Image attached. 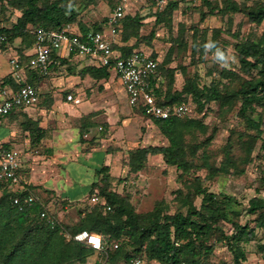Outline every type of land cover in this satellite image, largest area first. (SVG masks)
Masks as SVG:
<instances>
[{
  "label": "trees",
  "instance_id": "1",
  "mask_svg": "<svg viewBox=\"0 0 264 264\" xmlns=\"http://www.w3.org/2000/svg\"><path fill=\"white\" fill-rule=\"evenodd\" d=\"M203 2L211 6L208 0ZM15 3L17 2H9L11 5ZM108 6L112 9L113 2L109 1ZM178 7V2L171 1L162 11L156 12L155 25L164 24L171 28L172 17ZM16 9L21 13L20 16H12L11 26L0 27L1 51H6L18 40L22 51L35 48L40 29L63 31L77 25L78 34L85 35L90 31L103 32L108 21V18H105L100 24L87 27L80 20L77 0H23ZM226 10L244 14L252 24H264V2L242 7L234 0H227ZM142 25L143 17L128 14L119 24L122 41L128 43L131 40H142ZM70 33L77 34L72 31ZM155 38L156 32L152 31L149 43ZM137 46L136 43L122 49V55L137 51ZM202 48L205 49V45ZM236 52L242 71L250 79L240 80L237 74L223 70V77L238 79V83L241 82L239 86L228 88L225 92L215 83L201 87L198 76L186 77L182 88L176 89V68L169 67L172 63L171 50L163 62H160L155 54L150 55L158 62L156 74L151 78V90L156 103L161 107L186 104L190 109L185 118L157 120L148 115L161 135L166 138L168 145L132 150L129 153L128 165L132 173H139L144 170L149 156H161L168 167H174L180 172L182 188L175 192L176 201L179 203L175 213H169L163 202L158 203L153 212L137 213L128 198L112 189V185L120 180L110 175L109 167L97 170L96 181L90 189L92 195L89 200L96 194L101 203L93 205L90 210H82V217L72 225L60 221L41 201L20 211L14 205V199H24L34 194L29 190L18 191L14 187L2 186L0 264H84L96 252L84 244L69 242L64 236L66 233L76 234L82 231L103 235L104 250L99 254L105 257V264H122L133 256L142 257L144 264H201L202 259L214 253V244H210L213 240L225 244L233 256V264H245L247 252L244 245L256 241V227L264 231V199L255 197L249 201L246 215L252 217V223H255V227H251L248 222L241 224V205L234 197L211 192L204 186L200 177H195L192 182L189 179L194 169L198 168L196 159L202 144L191 143L188 138L197 131L205 132L207 129L202 120L194 115L195 110L189 100L197 105L196 111L199 113H203L205 107L213 102L227 107L240 102L239 116L250 129L256 130L257 135L253 142L260 139L261 151L264 153L260 122L253 118L257 112L256 108L264 107V33L258 41L237 44ZM88 71L96 73L94 77L98 78L110 76L107 68H91ZM253 71H256V76ZM29 84L34 86L31 81ZM140 111L147 115L143 109ZM83 136L84 132L81 133V138L85 143ZM252 149L251 146L248 157ZM232 151L230 141L224 151L226 156L221 167L209 164L207 157L204 159L203 166L209 171L210 179L227 174L230 169L238 171L231 156ZM262 182L264 184V170ZM198 199L199 207L196 205ZM108 207L111 211H108ZM43 212H47L56 220L54 227L41 219ZM221 223L230 224L235 233L227 234ZM116 245L117 249L114 248ZM257 247L264 259V240L259 241Z\"/></svg>",
  "mask_w": 264,
  "mask_h": 264
},
{
  "label": "rangeland",
  "instance_id": "2",
  "mask_svg": "<svg viewBox=\"0 0 264 264\" xmlns=\"http://www.w3.org/2000/svg\"><path fill=\"white\" fill-rule=\"evenodd\" d=\"M11 1L17 3L11 5L9 4ZM171 1L179 4L178 10L173 14L171 28L164 24L156 26L155 13L162 11ZM208 1L211 6L206 5L203 0H167L164 6H160L159 1L154 0H133L132 14L143 17L141 28L143 39L132 40L131 43L138 44L136 48L138 51L148 55L155 54L160 62L169 56L171 50L172 63L169 67L176 68V89L182 88L186 77L195 76H198L201 87L215 83L225 92L228 88L239 86L241 82L238 83V79L223 77V70L237 74L240 80L250 79L241 69L236 45L246 41H258L264 33V24L262 26L252 24L244 14L227 11V0ZM234 1L242 7L264 2V0ZM22 2L23 0H0V27L11 26L12 16H20L21 13L16 8ZM77 4L80 8V20L87 27L100 24L106 18L108 12L106 0H77ZM73 28L76 29L77 25ZM152 31L156 32V38L149 43ZM203 45L205 49L202 48ZM253 74L256 76V71H253ZM235 80L237 82H234ZM87 89V99H91L92 96L96 99L101 98L103 108H130L129 117H126L131 121L129 132L125 136L122 133L118 135L121 146L110 147L114 155L122 153L120 155L122 159L118 162L120 172L118 177H115L120 182L113 184L112 189L128 198L137 213L153 212L160 202L164 203L169 213H175L179 207L175 192L182 188L180 172L174 167H168L161 156H149L144 170L139 173H132L128 165L130 151L141 146L168 145L166 138L153 124L152 118L140 110L131 108L117 80L111 85V91L110 87L109 90L106 86L99 89V86L92 84ZM189 102L195 110L194 115L207 127L205 132L197 131L188 138L191 143L202 144L196 159L198 168L192 172L190 181L200 177L204 181V186L211 192L234 197L241 205L243 214L241 224L248 222L251 227H255V223H252L253 218L246 215V210L251 199L255 197L264 199L262 141L258 139L253 142L257 132L250 129L239 116L240 102H236L232 107L213 102L205 107L203 113L197 112V105L191 100ZM256 109L253 118L260 122L261 136L264 138V107L258 106ZM124 137L129 143L125 144ZM230 141L233 146L231 156L238 171L230 169L229 173L210 179L209 171L203 166L204 159L207 157L209 164L221 167L226 156L224 151ZM251 146L253 151L248 157ZM77 172L80 173V170ZM87 179L92 180V171L84 178ZM89 197L84 201L82 210L87 211L94 207L90 204ZM56 205L58 212H63L65 216L64 222L68 224H76L82 217L80 213L82 210L65 213L66 203L60 201ZM196 205L200 206V199L196 201ZM48 211L58 216L57 213H52L49 209ZM220 225L227 234L235 233L230 224ZM256 233V241L244 245L247 252L245 264H264L263 256L257 247L258 242L264 240V231L256 227ZM210 244H214V253L202 259L201 264H233V256L225 244L215 240ZM84 264H105V257L96 253Z\"/></svg>",
  "mask_w": 264,
  "mask_h": 264
},
{
  "label": "crops",
  "instance_id": "3",
  "mask_svg": "<svg viewBox=\"0 0 264 264\" xmlns=\"http://www.w3.org/2000/svg\"><path fill=\"white\" fill-rule=\"evenodd\" d=\"M133 8L132 1L128 14H132ZM112 10L108 6L106 18ZM69 30L78 33L74 28ZM104 32L108 35L107 28ZM131 41L123 42L119 35L114 48L122 54V49L134 45ZM36 58V48L22 51L19 40L6 51L0 50V102L4 99L3 90L18 88L13 78L14 60L19 63L25 81L33 82L39 93L36 106L17 109L0 122V143L21 153L18 189L31 191L64 221L63 212L56 208L57 202L67 204L65 213L81 211L98 169L109 167L110 175L118 177L122 153L114 155L110 147L121 146L118 135L125 136L129 132L131 121L126 117L130 108H103L101 98L87 99L89 85H97L99 89L106 86L108 90L110 87L111 91V85L117 80L128 100L115 74L110 72L108 78H98L94 77L96 73L88 71L99 69L94 61L69 55L63 49L53 53L50 73L42 76L33 70ZM71 94L78 102L67 100ZM126 140L124 137L125 144L129 143ZM146 147L149 146H141ZM90 171L92 180H84Z\"/></svg>",
  "mask_w": 264,
  "mask_h": 264
},
{
  "label": "built area",
  "instance_id": "4",
  "mask_svg": "<svg viewBox=\"0 0 264 264\" xmlns=\"http://www.w3.org/2000/svg\"><path fill=\"white\" fill-rule=\"evenodd\" d=\"M114 4L113 10L108 17L107 31H90L85 35L71 34L69 30L49 31L40 29L37 33L36 52L37 58L33 63V70L42 76H48L52 54L65 50L69 55H75L94 61L99 68H107L120 80L125 89L128 103L133 109H143L147 115L157 120H168L171 117L184 118L189 114L190 107L186 104L180 106L161 107L156 103L151 90V78L156 74L158 62L149 55L134 51L123 56L114 49L116 38L120 35L119 24L127 16L133 0H109ZM159 5L164 6L167 0H159ZM13 78L18 84L16 90H3V100L0 102V122L10 116L17 109H25L36 106L39 102L38 90L27 83L17 61H13ZM68 101L78 102L74 96L68 95ZM20 151L8 148L0 143V188L2 186L18 188L21 185L20 177ZM1 195V190H0ZM14 205L20 211L40 202L35 195L24 199L16 197ZM101 203L95 194L90 198L91 205ZM111 211V208H107ZM41 219L51 227L56 225V220L47 212L41 214ZM65 238L69 242L84 244L96 253L103 252L104 238L99 233L82 231L76 234L66 233ZM117 249L118 246L116 245ZM122 264H144L140 256H133L129 261ZM181 264H187L182 262Z\"/></svg>",
  "mask_w": 264,
  "mask_h": 264
}]
</instances>
